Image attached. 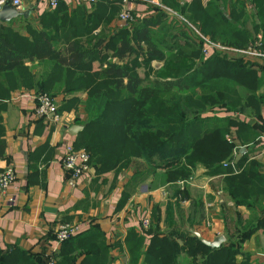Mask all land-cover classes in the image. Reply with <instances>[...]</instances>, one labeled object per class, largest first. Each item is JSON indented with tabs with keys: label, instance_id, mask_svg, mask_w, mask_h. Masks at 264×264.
<instances>
[{
	"label": "trees",
	"instance_id": "1",
	"mask_svg": "<svg viewBox=\"0 0 264 264\" xmlns=\"http://www.w3.org/2000/svg\"><path fill=\"white\" fill-rule=\"evenodd\" d=\"M250 4L255 12L250 14L252 20L249 21L251 17L247 15L243 0H214L207 7L200 1L180 6L163 0L156 15L140 18L133 13L134 21L124 29L108 31L109 22L116 16L119 18L121 13L119 0H98L91 14L79 8L74 17H69L68 8L61 1L54 10L39 16L42 28L32 31L30 40L3 24L0 31V112L4 100L17 89L48 91L50 93L46 94L53 99L60 89L67 94L88 91L91 102L88 120L74 149H85L90 154V165L98 166L100 172L122 171L132 158L145 157L152 162L153 157H161L162 163L153 171L155 183L161 185L185 182L201 165L209 176L225 175L226 192L236 205L252 211L262 208L257 225L250 232L246 230L247 234L264 228V175L259 172L262 166L250 160L249 152L238 161L237 173L232 164L236 144L245 146L264 131V127L259 131L234 117L238 110H242L241 113L251 110L261 118L260 106L264 100L257 93L264 85V67L258 77L248 62L231 60L217 52L187 74L184 68H194V63L168 67L170 71L180 72L175 82L147 84L137 72L143 65L149 68L153 61L167 63L166 53L156 41V30L166 31L168 35L169 27H174L176 22L178 25V20L183 27L192 29V24L210 36L212 42L229 48L246 49L260 34L264 45V0H250ZM73 19L80 24L74 25ZM178 28L179 32L173 34V42H177L175 53L183 60L201 56L202 48L195 46L188 29L182 31L179 25ZM162 41L163 45L172 44ZM28 64H38L43 69L37 75L41 79L37 80ZM163 86H175L183 92L166 97L164 94L170 88ZM238 87L245 91L246 101ZM197 88L200 93H195ZM216 108L229 115L205 116ZM63 110L59 107L60 114L65 113ZM108 114L112 119L104 123ZM117 122H121L120 128L111 126ZM3 134L0 116V139ZM4 150L5 144L0 140V159H5ZM123 163L125 168L120 167ZM158 170L161 173H156ZM179 192L186 194V190ZM160 222L161 211L157 206L147 231L150 239L145 252L142 251L144 239L134 232L129 235V264H180L182 255L192 258V264H250L247 260L237 262V256L242 254L240 246L212 248L192 232L162 233ZM142 256L144 259L140 263ZM0 264L36 263L20 249L9 247L0 250ZM56 264H70L66 253H62L61 261Z\"/></svg>",
	"mask_w": 264,
	"mask_h": 264
},
{
	"label": "crops",
	"instance_id": "2",
	"mask_svg": "<svg viewBox=\"0 0 264 264\" xmlns=\"http://www.w3.org/2000/svg\"><path fill=\"white\" fill-rule=\"evenodd\" d=\"M150 1L136 0L132 4L134 13L140 18L156 15L159 10ZM171 1L180 6L200 1L203 7H207L214 0ZM62 2L69 11L80 4L89 8L81 0ZM30 7L32 9L27 11H31L30 17L33 18L54 10L48 9L42 1ZM182 28V31L187 30ZM28 65L37 77L41 67ZM33 91L24 88L13 91L10 98L4 100L0 112L4 129L0 140L5 144V159H0V172L12 166L17 174L15 184L0 194L1 251L18 248L36 264L61 261L62 253H66L70 264H129L131 255L127 238L132 232L142 237V251L145 252L150 235L147 234L149 229H142L141 222L146 215L152 222L154 209L159 206L160 232H192L209 242L224 237L221 245L241 247L238 263L247 260L250 264H264V228L250 234L246 231L250 232L257 225L262 208L256 207L252 211L236 205L226 192L225 175L209 176L201 165L193 170L189 180L166 185L155 183V176L147 164L142 178L133 170V165L122 171L107 172L89 165V171L80 177L77 187L71 189L61 161L67 145L77 146L87 118L79 111L78 121L68 124L55 125L37 119L33 115L30 96ZM18 94L23 96L16 98ZM62 98L56 97V100L60 102ZM228 115L222 112L217 116ZM246 123L262 131L264 111L261 118H248ZM73 126L83 127V130L74 135L70 132ZM254 149L252 151L258 154L250 156V160L260 162L259 172L264 175V156H261L264 141L256 142ZM247 152V148L240 147L239 154L233 153L232 164ZM143 178L144 182L140 183ZM180 190H186V194ZM64 223L77 227L79 231L75 235H80L65 245L55 239L57 227ZM143 259L142 256L140 263ZM180 264H192V258L182 255Z\"/></svg>",
	"mask_w": 264,
	"mask_h": 264
},
{
	"label": "rangeland",
	"instance_id": "3",
	"mask_svg": "<svg viewBox=\"0 0 264 264\" xmlns=\"http://www.w3.org/2000/svg\"><path fill=\"white\" fill-rule=\"evenodd\" d=\"M244 2L246 3V6L248 5L247 10H248L249 14L247 13V15L250 16V14H254L255 8L253 7V5H251V4L249 5L250 0H245ZM79 8L82 11H84L87 15L91 14L92 9L86 8L85 6L80 4L77 6V8L72 9L70 11L68 10L67 13H68L69 17H74L75 12L77 11L76 9H79ZM30 14H31V11L26 18L21 17V18H18L16 20H13L10 23H7L5 25L7 27H10L20 37H25V38L30 40L33 38L32 31H34L35 29L40 30V28H42V26L39 24V17L33 18V17H30L31 16ZM248 20L249 21L252 20V17L250 19L248 18ZM119 21L120 20L117 16L113 20H111L107 26L108 31L121 30V29H124L125 26H127V25L121 26ZM73 24L78 26L80 23L77 22V19H73ZM178 25L181 29H183L179 22H178ZM178 25L176 22L175 26L173 25L174 27H172V26L169 27L170 33L168 35H167L166 31L159 32L158 30H156L157 33L155 35V38H156V41L161 45L164 52L166 53L167 63L159 62V61H153L150 63L149 68L147 65H143L137 69V72L139 73L140 76L145 78L147 84H154L155 82H160L161 84H165V83H168L169 80H173L175 82L176 79H178V77L180 76V72L179 71L176 72V70H174V69L172 71H170V70H168V67H170L171 65L174 66L176 64H179V66L181 65V67H182L183 63L192 64V65L194 63V68H188V69L184 68V70H185L184 73L187 74V73H190L191 71H194V69H196L197 67L201 66L202 63L204 61H206L208 59V57H210V56H205V54H204V51H203L204 39L203 38H205V37L209 38V39H212V38L210 36H206L203 33H201V31L199 29L197 30L195 26L193 27L192 24L190 25L192 27V29H188L187 27L186 28L188 29L189 33L191 34L190 39H192V41L196 44L195 46L198 49H199V47H200V49L202 48L201 56L198 55V56L192 57L190 59L185 58L184 60L180 56H178V54L175 53V50L177 49V47L174 46V45H176L177 42H173V41H175V39L173 38V34H174V32H177L179 30ZM100 30H101V28H99L97 31L99 32ZM162 40L170 41V43L172 42V44L163 45L164 43ZM176 41H179V40H176ZM229 49H235V47H233V48L230 47ZM215 53H217V52H215ZM222 55H226L231 60L243 59V58L239 57L238 55L233 54V52H231V53L223 52ZM180 60H182V62H180ZM243 60L245 62H248L251 65L253 71L256 73V75L258 77H260L262 75V73H263L262 67H264V66L256 65L252 61H247L245 59H243ZM94 69L95 70L97 69V64L95 65ZM159 69H162V70L159 71ZM40 71L43 72V69L40 68ZM157 71H159V72H157ZM177 82H178V80H177ZM62 87L63 86H61V88ZM163 88H165V89L170 88V90H168L169 92L167 94H164V96H166V97H170V94L171 95L175 94V93L179 94V93L183 92V91H179L178 88L175 86L174 87L173 86H171V87L163 86ZM237 89H238L240 95L243 97L244 101H246L247 95L245 94V91L242 89V87H240V88L238 87ZM196 92L200 93L199 88L195 89V93ZM46 93L49 94L50 92L47 91ZM257 94L262 95V99L264 100V85L260 88V90ZM54 95H55L54 99H55L56 103L58 104V106L61 109H64L63 112H65L66 114H69V113L72 114L75 121H78L77 114L79 111L84 113V115L87 118L86 120H88V109L90 108V104H91L88 91L78 92V93L76 92L74 94H67L66 92L63 91V89H60V90H57ZM56 97L57 98L63 97L62 101H60V102L57 101ZM114 98H118V97H114ZM261 103H262L260 106L261 111H264V103L263 102H261ZM159 106L160 105L158 104L156 107L159 108ZM66 107H69V109H66ZM112 109L113 108H111V110ZM116 109H119V108H116ZM113 111H114V109H113ZM241 111L242 110H238L239 113L237 112L236 114L239 118L242 117V120L245 122L248 121V118L258 117V116H256V113H254L251 110L245 111L242 113H241ZM222 112L225 113V111H223V109L216 108V109L210 110L207 113V115H205V116L214 117V116L220 115ZM261 114H262V112H261ZM258 118H260V117H258ZM110 119H112V117H111V115L108 114L103 119V122L108 123ZM86 122H84V124H86ZM111 126L116 127V128H120L121 122L111 123ZM120 132H121V130L118 131L117 141H118V136H120ZM120 141H121V139H120ZM258 141H260L259 137L255 141L253 140L252 142L245 144V146H242L240 144H236V146L234 147L233 153L235 152V154H239L240 147H242L243 149H246V148L248 149V151L251 153L250 156H252V157L256 156L258 153L255 154V152H253L252 150L255 148L256 142H258ZM82 150H85V149H82ZM261 156H264V153H262ZM160 163H162L161 157H153L152 162L148 161L145 157H135V158H132L130 164L127 165L126 168L130 165H133V170L137 171L136 173H139L140 175L141 174L144 175V166H146V164H147L148 168L150 169V171L153 172V171H155L156 165H158ZM237 163L233 166L236 173L239 171ZM123 165H124V163L122 164V166L120 165V167L125 168V167H123ZM142 182H144V178L141 179L140 183H142Z\"/></svg>",
	"mask_w": 264,
	"mask_h": 264
},
{
	"label": "built area",
	"instance_id": "4",
	"mask_svg": "<svg viewBox=\"0 0 264 264\" xmlns=\"http://www.w3.org/2000/svg\"><path fill=\"white\" fill-rule=\"evenodd\" d=\"M42 1L46 4L48 9H55L58 7L59 3L63 0H2L0 2V11L5 5H10L19 12H25L28 9H32L30 5L35 2ZM86 5L92 7L98 0H81ZM136 0H119L121 4V13L119 15V20L123 25H128L134 21L132 4ZM163 0H151L150 3L154 4L156 7H161ZM171 14L170 11H168ZM262 35H258L257 38L243 50L229 49L220 43H214L209 38L204 39L203 51L205 56H211L215 52H233V54L239 57L252 61L256 65L264 66V45ZM23 95L18 94L16 98H21ZM31 99L33 101V115L37 119L44 120L46 122L60 125L65 123H70L74 121L72 114L59 113V106L55 99L51 98L49 95L43 92L33 91L30 93ZM259 140L264 141V131L259 137ZM62 168L66 171L68 175V186L71 189H75L78 184L80 177L89 171L90 165V154L85 150H75L72 145H67L65 154L61 161ZM227 166V165H226ZM17 180V174L15 168L8 166L2 172H0V194L5 193ZM151 224V219L149 215H146L141 222L142 229H149ZM79 229L77 227L71 226L70 224H60L55 232V239L58 243H63L74 236ZM48 264H56L55 261H50Z\"/></svg>",
	"mask_w": 264,
	"mask_h": 264
},
{
	"label": "water",
	"instance_id": "5",
	"mask_svg": "<svg viewBox=\"0 0 264 264\" xmlns=\"http://www.w3.org/2000/svg\"><path fill=\"white\" fill-rule=\"evenodd\" d=\"M30 11L25 12H19L10 5H5L3 9L0 11V31L3 24L10 23L13 20H16L20 17H27L29 15ZM83 127L80 126H73L70 129V132L74 135H77L78 132L82 131ZM198 237H200L199 234H196ZM203 243L206 245L216 248L219 247L224 242V237H218L213 242L202 240Z\"/></svg>",
	"mask_w": 264,
	"mask_h": 264
},
{
	"label": "clouds",
	"instance_id": "6",
	"mask_svg": "<svg viewBox=\"0 0 264 264\" xmlns=\"http://www.w3.org/2000/svg\"><path fill=\"white\" fill-rule=\"evenodd\" d=\"M0 2H2V0H0Z\"/></svg>",
	"mask_w": 264,
	"mask_h": 264
}]
</instances>
